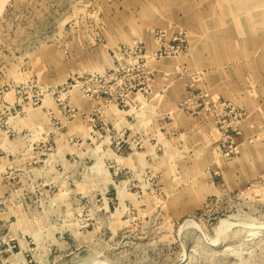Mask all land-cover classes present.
Here are the masks:
<instances>
[{"label": "rangeland", "instance_id": "374dc122", "mask_svg": "<svg viewBox=\"0 0 264 264\" xmlns=\"http://www.w3.org/2000/svg\"><path fill=\"white\" fill-rule=\"evenodd\" d=\"M231 9L0 0V264H264V101L192 35Z\"/></svg>", "mask_w": 264, "mask_h": 264}, {"label": "crops", "instance_id": "0c3cea01", "mask_svg": "<svg viewBox=\"0 0 264 264\" xmlns=\"http://www.w3.org/2000/svg\"><path fill=\"white\" fill-rule=\"evenodd\" d=\"M241 1L243 2V0ZM259 2L264 4V0H259ZM232 11L231 9L226 13L224 12L220 18L209 17V22L207 20L202 21L201 18L199 23L195 20L196 30L192 35L217 37L214 41L206 40L204 49L212 51L214 54L219 53L220 55H216L219 57L218 59L221 58V53H224L225 56L223 57L228 60L224 75L214 81L215 88L248 102L250 106H254L261 100L264 101V97L262 95L258 98L249 96L245 94V89L249 81L264 85V53L258 55L260 50L257 47L254 50L255 43L252 38L264 36V14L258 17L255 22L250 23L248 19H245L244 13L238 14ZM233 37H239V39ZM263 51L262 49L261 52ZM232 88H234V92L238 88L239 93H231ZM242 97L244 98L242 99Z\"/></svg>", "mask_w": 264, "mask_h": 264}]
</instances>
